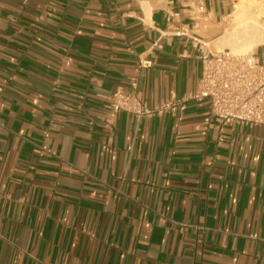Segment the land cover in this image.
Returning <instances> with one entry per match:
<instances>
[{
    "label": "crops",
    "instance_id": "obj_1",
    "mask_svg": "<svg viewBox=\"0 0 264 264\" xmlns=\"http://www.w3.org/2000/svg\"><path fill=\"white\" fill-rule=\"evenodd\" d=\"M236 6L0 0V264H264V127L106 107L192 97Z\"/></svg>",
    "mask_w": 264,
    "mask_h": 264
},
{
    "label": "built area",
    "instance_id": "obj_2",
    "mask_svg": "<svg viewBox=\"0 0 264 264\" xmlns=\"http://www.w3.org/2000/svg\"><path fill=\"white\" fill-rule=\"evenodd\" d=\"M186 13L195 21L205 14V8L200 5L187 7ZM181 34L185 33H177ZM193 41L197 47L205 49L199 56L201 79L192 97L150 108L143 102L136 86L130 92L117 90L107 97L110 123L113 124L116 116L124 112L142 117L166 111L177 114L189 100H206L210 112L207 122L215 120L221 125L264 127V63L258 55L232 54L229 51L214 53L206 43ZM145 66H150V62H146Z\"/></svg>",
    "mask_w": 264,
    "mask_h": 264
},
{
    "label": "bare ground",
    "instance_id": "obj_3",
    "mask_svg": "<svg viewBox=\"0 0 264 264\" xmlns=\"http://www.w3.org/2000/svg\"><path fill=\"white\" fill-rule=\"evenodd\" d=\"M240 0L236 6L237 11L232 18L235 25H239L238 31L234 32L228 39L222 40L226 46L224 51L232 54H247L257 47L264 46V0ZM252 6L258 9L253 12Z\"/></svg>",
    "mask_w": 264,
    "mask_h": 264
},
{
    "label": "rangeland",
    "instance_id": "obj_4",
    "mask_svg": "<svg viewBox=\"0 0 264 264\" xmlns=\"http://www.w3.org/2000/svg\"><path fill=\"white\" fill-rule=\"evenodd\" d=\"M239 1H240V0H236V5L238 4ZM246 2H247L248 4H250V5L252 4L251 0H246ZM252 10H253V12H256V13L258 12V9H257L256 7H254V6H252ZM236 11H237V8L235 9L234 14L236 13ZM234 14H233V15L227 20V22H226V24H225V32H224V37L222 38V40H224V39H228V38H229L234 32L240 30V29L238 28L239 25H235V24H233V22H232V18L234 17ZM262 21H264V17H262ZM225 47H226V46L221 45V46L219 47V50H220V51H224ZM262 48H264V46L257 47V48H255L254 50L248 52V54L256 53L257 50H260V49H262ZM230 53H231V52H230ZM261 54H264V49L261 50Z\"/></svg>",
    "mask_w": 264,
    "mask_h": 264
}]
</instances>
